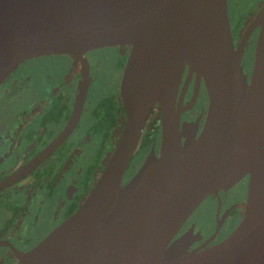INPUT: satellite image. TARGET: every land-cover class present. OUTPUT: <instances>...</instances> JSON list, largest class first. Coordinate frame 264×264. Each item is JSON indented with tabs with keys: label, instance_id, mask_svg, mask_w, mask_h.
I'll list each match as a JSON object with an SVG mask.
<instances>
[{
	"label": "water",
	"instance_id": "95a60500",
	"mask_svg": "<svg viewBox=\"0 0 264 264\" xmlns=\"http://www.w3.org/2000/svg\"><path fill=\"white\" fill-rule=\"evenodd\" d=\"M252 25L259 31L247 79L226 0H0V84L34 57L81 64L67 123L0 180V190L45 159L77 122L88 84L84 54L129 47L119 141L77 209L29 250L12 249L14 264H264V5ZM184 69L202 79L208 101L197 135L196 125L178 130L180 110L189 107L175 106ZM151 109L161 126L158 154L150 151L121 184ZM245 177L242 217L225 238L201 250H187L188 235L174 238L204 198Z\"/></svg>",
	"mask_w": 264,
	"mask_h": 264
},
{
	"label": "flooded vegetation",
	"instance_id": "af4514ba",
	"mask_svg": "<svg viewBox=\"0 0 264 264\" xmlns=\"http://www.w3.org/2000/svg\"><path fill=\"white\" fill-rule=\"evenodd\" d=\"M226 5L232 45L238 48L243 44L241 57L248 79L259 31L252 22L264 0H226ZM240 7L244 9L242 16L237 15ZM106 50L114 52L118 60L114 65L118 73L112 89L108 85L100 88L98 68L94 63V55ZM128 51L129 47L124 46L84 54L88 84L77 122L65 140L45 159L0 190V264H14L16 258L12 249L29 250L72 214L98 179L124 126L119 84ZM56 57L60 56L24 60L0 84V180L40 153L56 138L71 115L77 82L81 78V64L70 56H63L69 62L63 73L37 67L41 60ZM90 90H95L94 99H88ZM107 101H113L114 108L106 104ZM102 102L109 111L102 112L98 106ZM178 104H189L188 108L180 110L179 132L186 125H196L197 135L208 101L202 79L196 83L194 74L188 78L185 69L177 89L175 106ZM102 117L107 120L98 123ZM160 136L159 114L151 109L125 166L121 184L134 175L150 151L157 156ZM246 181L245 177L230 189L219 191L217 196L204 198L174 238L188 235L187 250H201L220 242L242 217ZM217 223L218 229L214 233ZM35 232H40L36 239L28 237L27 233Z\"/></svg>",
	"mask_w": 264,
	"mask_h": 264
},
{
	"label": "rangeland",
	"instance_id": "374dc122",
	"mask_svg": "<svg viewBox=\"0 0 264 264\" xmlns=\"http://www.w3.org/2000/svg\"><path fill=\"white\" fill-rule=\"evenodd\" d=\"M242 7L237 9V15L239 16H242L244 14V9ZM94 57L96 60L94 61V63L98 68L97 81L100 84V88L104 89L106 85H108L110 89H112L115 84V80L118 73V71L114 69V65L118 63L115 53L106 50L100 53L99 52L96 53ZM68 63H69L68 58L60 56L56 58H47L41 60L38 64L39 66L37 67H44L47 69L51 68L54 69L58 74V73H63L65 71V69L68 66ZM88 95H89L88 99H90V97L94 99L95 90H90ZM27 234H29L28 237L34 240L40 235V232H35L34 234L33 233H27Z\"/></svg>",
	"mask_w": 264,
	"mask_h": 264
},
{
	"label": "trees",
	"instance_id": "16d2710c",
	"mask_svg": "<svg viewBox=\"0 0 264 264\" xmlns=\"http://www.w3.org/2000/svg\"><path fill=\"white\" fill-rule=\"evenodd\" d=\"M106 104H108L111 108H114V103H113V101H107L106 102ZM98 106L99 107H101V109H102V112H105V111H109V110H107L106 108H104L103 106V102L100 104V103H98ZM98 110V109H97ZM109 113V112H108ZM99 116L101 117V114L99 113ZM107 120V117L105 118V117H102L101 119H98L97 120V122L98 123H102L103 121L105 122Z\"/></svg>",
	"mask_w": 264,
	"mask_h": 264
}]
</instances>
